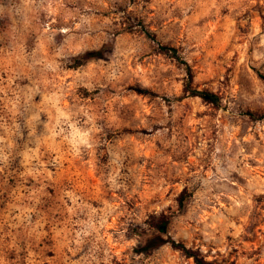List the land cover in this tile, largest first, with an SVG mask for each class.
<instances>
[{"label": "clouds", "instance_id": "obj_1", "mask_svg": "<svg viewBox=\"0 0 264 264\" xmlns=\"http://www.w3.org/2000/svg\"><path fill=\"white\" fill-rule=\"evenodd\" d=\"M255 4L21 0L22 26L0 47V264H190L185 249L236 247L250 225L264 224L253 211L264 199V26L254 19L264 0ZM197 14L226 41L215 55L211 41L201 46L207 29ZM169 41L212 68L201 72L213 98L195 133L175 83L184 67L161 72L157 50ZM125 83L156 103L145 105ZM87 157L98 183L65 166ZM256 242L264 258V233Z\"/></svg>", "mask_w": 264, "mask_h": 264}, {"label": "rangeland", "instance_id": "obj_2", "mask_svg": "<svg viewBox=\"0 0 264 264\" xmlns=\"http://www.w3.org/2000/svg\"><path fill=\"white\" fill-rule=\"evenodd\" d=\"M201 3L207 2V0H200ZM21 0H0V47H6L7 44L14 36L13 29H19L23 23V17L19 13L18 9L20 6ZM260 7L259 0H256V4L253 6V10L255 11ZM228 15L227 9H220L219 16L225 17ZM243 16L246 18L248 16V11L245 10ZM259 19L262 26H264V15H260L257 12V17L254 19ZM239 19V18H238ZM194 23L200 28H206L207 31L204 33V40L201 42V46L206 44L208 41L212 42L213 49L208 54L215 55L217 52L221 51L225 45L226 41L219 40V31L218 25L214 22L213 19H209L206 15L201 16L199 14L193 17ZM168 21L164 20L161 21V25L167 23ZM174 23L179 24L180 31L177 33L178 40H185L187 38V34L183 31L184 25L186 21L179 15L173 17ZM150 28L149 30L152 31L155 29V25H152L149 22ZM154 35V34H153ZM155 37V35H154ZM155 39V38H153ZM219 41V47H216L217 42ZM195 43V42H194ZM165 45H169L172 47H176L178 50V54L180 55L182 60H178L174 57H171L168 54H164L160 52L159 48L157 50V55L161 57L162 61V68L161 72L162 75L167 78L171 73L168 69L167 65L171 63H175L178 66L184 67V76L182 78H177L175 83L178 85V97L180 98V103L183 105L184 110L188 115H190V119L187 120V127L191 129L193 133L197 132V126L201 123V121L205 118L207 114V106L204 103V100L198 96L190 95L188 91L185 90V87L188 83L189 76H188V68H191L192 71V80L191 84L193 88L199 90H208L202 87V84H206L208 81H205L201 77L202 71H207L211 73L212 68L211 65L207 67V69H202L197 63L190 62L187 59H184L182 56L183 52V45L175 43L173 41H169ZM193 50H195L193 48ZM232 55V53H229ZM218 58V57H217ZM187 63V64H186ZM124 88L129 89L133 93L134 96H139L144 100L145 105L155 104L157 95L153 94L152 97L148 96H141L139 92L134 91L133 86H129L128 84L121 85ZM209 91V90H208ZM51 102L53 104L57 103L56 97L53 96L51 98ZM69 101L67 99L64 100L65 106ZM125 104H130L131 101L128 100L127 97L124 98ZM146 115H150V109L145 108ZM150 155L149 152H145V157L147 158ZM169 162L173 165H180L182 161L179 160H172L171 157L168 158ZM66 168L70 171H76L78 169L86 170L87 176L92 179L93 183H98V180L95 179V172L92 166V159L91 157H87L78 163L73 161H67L65 164ZM184 170L187 171V167H184ZM147 188L148 186L145 185ZM99 189H97V192ZM47 194L49 196H55L56 191L55 189H47ZM55 205L52 202H49L45 206V210L47 209H54ZM253 211L258 214H264V199H257L253 202ZM60 214L58 212L53 211L51 213V218L56 219ZM45 231H49V226L47 224L44 225ZM109 231L111 229V224L108 226ZM250 231L249 235L243 238V243L239 246L233 247L231 243H229L228 247H219L216 246H201V247H192V249L198 251L202 256H204L207 260L213 261L215 264H246V262L251 261L253 256L256 257V264H264V258L260 256V248L257 246V239L259 238L260 233H264V224L256 223L254 225L249 226ZM105 235L108 238V243L111 244L112 237L109 235V232L106 231ZM231 236H226L225 240L232 241ZM44 245L42 244L41 247ZM120 252V249L117 248V253ZM184 257L186 260L190 262V264H195L194 259L192 257H187L185 253ZM56 253L54 251L47 252L48 260L51 262L55 258Z\"/></svg>", "mask_w": 264, "mask_h": 264}, {"label": "trees", "instance_id": "obj_3", "mask_svg": "<svg viewBox=\"0 0 264 264\" xmlns=\"http://www.w3.org/2000/svg\"><path fill=\"white\" fill-rule=\"evenodd\" d=\"M152 38H155L154 35L152 36ZM159 50H160V52H162L164 54H168L171 57H174L178 60H182L180 55L178 54V50L176 47H172L169 45L162 44L159 46ZM187 68H188L189 80H188V83L185 87V90L188 91L190 93V95L198 96V97L202 98L204 101L205 100H211L213 97L206 94L208 92V90H199V89L192 87L191 80H192L193 74H192L191 68L190 67H187ZM184 253L186 254L187 257H192L194 259L195 264H215L213 261L207 260L198 251H196L192 248L185 249Z\"/></svg>", "mask_w": 264, "mask_h": 264}]
</instances>
